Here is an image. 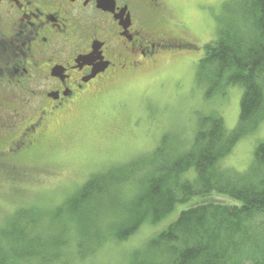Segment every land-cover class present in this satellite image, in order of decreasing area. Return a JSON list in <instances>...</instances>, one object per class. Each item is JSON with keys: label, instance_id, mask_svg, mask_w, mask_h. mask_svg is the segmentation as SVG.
I'll list each match as a JSON object with an SVG mask.
<instances>
[{"label": "trees", "instance_id": "1", "mask_svg": "<svg viewBox=\"0 0 264 264\" xmlns=\"http://www.w3.org/2000/svg\"><path fill=\"white\" fill-rule=\"evenodd\" d=\"M229 5L230 19L204 46L197 79L207 84L206 97L225 86L242 88L236 127L227 131L217 115L200 117L187 149L163 137L145 161L90 176L50 220L32 208L15 211L0 232V264L85 261L108 237L126 240L193 197L200 202L182 210L129 264H264V142L246 171L217 167L264 121V0ZM190 170L194 177L183 178ZM212 194L233 203L207 200Z\"/></svg>", "mask_w": 264, "mask_h": 264}, {"label": "rangeland", "instance_id": "2", "mask_svg": "<svg viewBox=\"0 0 264 264\" xmlns=\"http://www.w3.org/2000/svg\"><path fill=\"white\" fill-rule=\"evenodd\" d=\"M228 2L166 0L170 14L188 28L196 49L164 56L154 67L107 83L94 95L85 94L55 119L42 153H37L33 161L16 165L18 168L12 172L0 169V232L20 209L32 208L42 213L45 221L50 220L90 176L145 161L163 137L187 149L200 117L217 115L227 131L236 127L242 88L225 86L206 97L207 84L197 79L204 46L217 39L220 27L230 19ZM262 142L264 121L239 139L217 167L246 171L256 146ZM193 177V170L183 175ZM130 198V190L125 188L124 199ZM199 199L193 197L176 204L160 221L145 222L126 240L108 237L85 261L68 264H129L134 253L141 252L152 237ZM210 199L233 203L220 195H209L207 200Z\"/></svg>", "mask_w": 264, "mask_h": 264}, {"label": "flooded vegetation", "instance_id": "3", "mask_svg": "<svg viewBox=\"0 0 264 264\" xmlns=\"http://www.w3.org/2000/svg\"><path fill=\"white\" fill-rule=\"evenodd\" d=\"M187 31L166 0H0V169L33 161L85 94L196 49Z\"/></svg>", "mask_w": 264, "mask_h": 264}]
</instances>
